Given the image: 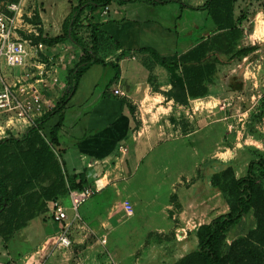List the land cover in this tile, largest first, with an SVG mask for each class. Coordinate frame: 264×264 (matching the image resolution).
Here are the masks:
<instances>
[{
  "label": "crops",
  "instance_id": "obj_1",
  "mask_svg": "<svg viewBox=\"0 0 264 264\" xmlns=\"http://www.w3.org/2000/svg\"><path fill=\"white\" fill-rule=\"evenodd\" d=\"M190 2L200 7L205 0ZM134 5L112 4L92 14L93 22L100 23L99 30L103 32L98 36L96 56L107 64L117 66L118 78L114 80L115 70L111 66L92 65L80 78L75 93L63 110L59 150L66 170L69 175L83 176V185L94 190V195L98 197L95 202L97 206L83 212L81 224L71 231L73 245L70 251H65L56 248L60 225L52 220V202L48 203V211L33 220L29 227L17 232L7 247L0 239V260H7L9 264H153L154 257L156 260L160 258L163 264H175L185 255L181 252L187 248L186 242L176 246L175 243L166 245L165 242L154 246L160 249L156 251L157 255H153L154 248L148 247L141 254L142 263L138 260L129 262L125 246L120 242L119 236L112 232L117 229L121 213L124 212V198L127 195L124 180L137 171L146 152L142 133L135 129L137 126L142 129L145 122V99L151 98L161 104L155 105L157 112L162 107H175L177 111L187 109L186 103L175 100L176 95H181L187 102L202 99H190L177 86L172 74L151 55L154 52L159 57L174 62L192 48L189 44L191 33L183 26L184 23L181 27H176L178 34L174 32L175 28L161 23L163 19L170 18L166 14L172 7L180 15L184 9L178 8L177 3L146 5L149 13L156 7L163 9L162 12L157 10L158 13L153 18L145 15L141 17L140 13L146 12V8ZM44 27L43 25V35L41 32L35 33L36 37L40 34L42 37L61 34L59 28L52 36H46L48 33L44 32ZM193 27L195 30L199 28L197 25ZM30 33L28 31V37ZM38 54L48 70L44 76V95L52 103H57L65 94L68 72L79 61L80 50L72 42L65 41L50 48L44 46L43 51ZM219 66H216L212 84L216 80ZM20 73L19 70L7 72L4 80L7 84H12ZM175 74L181 77V69H177ZM54 78L56 83L53 82ZM4 80H0L1 85ZM103 82L105 87L100 89ZM212 84L208 86L207 95L211 93ZM115 90L123 92L125 97L114 95ZM43 115L36 116L32 123L21 120L7 122L5 118H1L0 139L30 128ZM57 121L58 116L51 119L47 127L54 126ZM46 129L48 128L45 127ZM59 199L66 205V196ZM200 199L201 197H196L193 202L197 208L202 207ZM102 238L105 239L104 243H101ZM176 255L177 258H174ZM72 258H75L73 262L70 261Z\"/></svg>",
  "mask_w": 264,
  "mask_h": 264
},
{
  "label": "rangeland",
  "instance_id": "obj_2",
  "mask_svg": "<svg viewBox=\"0 0 264 264\" xmlns=\"http://www.w3.org/2000/svg\"><path fill=\"white\" fill-rule=\"evenodd\" d=\"M77 2L0 0V13L14 18L7 6L15 4L19 7L16 16L17 34L34 52L35 33L41 32L43 35L44 25V32L48 33L46 36H52L61 28L70 6ZM182 2L192 5L190 0ZM131 4L146 8V12L140 13L141 17L154 18L158 11L163 10L156 7L149 13L145 4ZM181 9H184L181 15L175 7L169 9L166 16L170 18L163 19L161 23L173 28H179L184 23L183 26L191 33L190 44L194 36L204 32L209 20L204 11ZM242 9L247 12L248 19L242 25L239 47L263 44L264 0H238L235 14L239 15ZM193 25L200 29L195 31ZM28 31L31 32L30 37L27 36ZM79 37L84 44H91L89 30H80ZM37 57L42 61L40 54ZM222 59L225 61V58ZM99 87L104 89L105 83ZM210 88L211 93L205 98L186 102L187 109L184 111H177L175 107H162L157 112L155 105L161 104L151 98H146L143 103L146 119L142 129L138 126L135 129L142 133L146 152L137 171L124 180L127 189L124 203L131 206L132 214L121 213L117 229L112 231L125 246L129 262L138 260L142 263L141 254L148 247L154 248L153 255H157L156 251L160 249L155 247L165 242L166 245L175 243V246L186 242L187 248L181 252L184 256L196 251L197 228L227 213L233 202V197L227 191L213 186V177L217 176L220 185L231 186L234 180L247 174L252 160L264 157V50H257L239 61L220 65ZM262 183L264 186V179ZM196 197H201V208L193 203ZM97 198L93 195L79 207L80 218L84 211L95 209ZM66 205L69 206L68 199ZM254 226L251 210L229 229L223 252L228 250L234 239L244 236ZM152 261L153 264H163L160 258L156 260L152 257Z\"/></svg>",
  "mask_w": 264,
  "mask_h": 264
},
{
  "label": "trees",
  "instance_id": "obj_3",
  "mask_svg": "<svg viewBox=\"0 0 264 264\" xmlns=\"http://www.w3.org/2000/svg\"><path fill=\"white\" fill-rule=\"evenodd\" d=\"M238 0H205L200 7L180 0H78L61 25V34L56 37H42L36 44L53 47L65 41L72 42L79 50V61L69 70L64 96L54 108L43 115L30 128L0 139V239L7 247L13 236L30 226L33 220L48 211V203L66 196L68 190L80 191L82 175H69L59 150V132L63 125V110L75 93L82 75L92 66H111L96 56L101 24L93 22L92 14L112 4L126 5L140 3L149 6L177 3L181 8L204 11L209 20L203 33L194 36L192 48L181 54L174 62L152 53V57L175 79L190 99L204 98L208 86L216 74V66L230 64L256 52L264 50V43L239 47L243 23L248 16L245 9L235 14ZM89 30L91 44H84L79 37L80 30ZM200 27L196 30H199ZM195 30V31H196ZM194 31V32H195ZM174 32L178 34L176 27ZM114 45L118 47L117 43ZM225 58V61L222 59ZM181 69V77L175 71ZM180 99V100H178ZM175 100L186 103L181 95ZM58 116L57 123H47ZM45 127L48 132L46 133ZM213 177V186H219L233 197L230 210L214 218L210 223L196 230L198 246L196 251L184 256L175 264H264V157L252 160L247 174L229 184L220 185ZM253 211L255 226L244 236L234 239L224 251L226 234L249 211ZM0 264H9L0 260Z\"/></svg>",
  "mask_w": 264,
  "mask_h": 264
},
{
  "label": "built area",
  "instance_id": "obj_4",
  "mask_svg": "<svg viewBox=\"0 0 264 264\" xmlns=\"http://www.w3.org/2000/svg\"><path fill=\"white\" fill-rule=\"evenodd\" d=\"M7 9L14 14V18L0 13V80H4L7 72L19 70L21 73L12 84L5 83V80L2 81L0 119L5 118L7 122L21 120L32 123L36 116L46 114L54 108L51 100L44 95L46 88L44 76L48 70L46 64L37 57L38 53L43 51L44 46L36 44L32 52V47L17 34L16 16L19 7L10 4ZM53 82L56 83L55 78ZM113 93L119 97H125V94L119 90ZM94 193L95 191L88 187L80 191L68 190L66 197L69 206L64 205L60 199L52 202L50 216L55 223L60 225L56 241L57 249L68 250L72 247V228L81 224L78 209ZM123 209L126 214H132V208L128 203L123 205ZM69 211L71 213H68ZM104 242L105 239L102 238L101 243Z\"/></svg>",
  "mask_w": 264,
  "mask_h": 264
},
{
  "label": "bare ground",
  "instance_id": "obj_5",
  "mask_svg": "<svg viewBox=\"0 0 264 264\" xmlns=\"http://www.w3.org/2000/svg\"><path fill=\"white\" fill-rule=\"evenodd\" d=\"M263 28H264V26H263Z\"/></svg>",
  "mask_w": 264,
  "mask_h": 264
}]
</instances>
